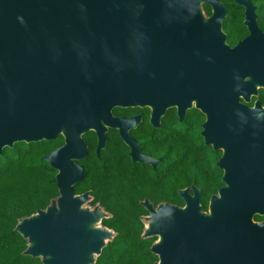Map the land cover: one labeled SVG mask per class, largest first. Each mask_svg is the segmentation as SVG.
Segmentation results:
<instances>
[{
    "label": "water",
    "instance_id": "obj_1",
    "mask_svg": "<svg viewBox=\"0 0 264 264\" xmlns=\"http://www.w3.org/2000/svg\"><path fill=\"white\" fill-rule=\"evenodd\" d=\"M233 3L246 8L245 23H255L252 0ZM226 14L220 0H0V156L17 143L64 141L43 158L57 172V198L15 226L27 241L23 255L94 264L114 238L97 227L108 217L100 206L83 208L90 192H74L85 177L78 162L88 155V132L97 158L116 129L132 163L153 164L129 135L141 116L114 117V109L148 105L158 127L169 107L182 117L192 106L206 114L235 103L234 86L222 81L236 84L241 63L264 71V36L231 48L221 30ZM209 79L218 84L208 87ZM233 192L210 214L194 185L178 191L182 207L141 203L148 213L142 238H156L154 264H264V224L242 213L236 201L244 196Z\"/></svg>",
    "mask_w": 264,
    "mask_h": 264
},
{
    "label": "flooded vegetation",
    "instance_id": "obj_2",
    "mask_svg": "<svg viewBox=\"0 0 264 264\" xmlns=\"http://www.w3.org/2000/svg\"><path fill=\"white\" fill-rule=\"evenodd\" d=\"M204 5L203 13L209 17L212 8L203 7ZM234 5L231 8L225 7L227 14L222 21L221 30L226 37V44L233 48L251 35L254 43L261 40L264 36V22L260 20L257 6L253 4L256 7L255 23L247 24L246 8ZM242 54V58H245V53ZM260 74L264 75V71L261 72L254 63H241L236 84L222 81L224 89L234 86L231 97L235 99V103L229 102L224 108L208 110L206 114L192 106L182 117L176 106L169 107L159 117L158 127L150 123L151 108L148 105L114 109V117L141 116L137 126L129 129V135L138 145L140 158L153 160V164L132 163L131 149L121 139L119 131L109 129L107 135L111 132L112 137L121 143L124 158L131 165L128 164V167L138 170L135 174L138 179L142 178L144 173L146 177L143 179L147 178L152 186L175 189V193L178 194L179 190L192 185L198 188L194 174L196 168L202 167L206 205L204 212L210 214L211 204L219 203L233 190L236 192L232 194L244 196L236 201L242 213L249 217L252 223L264 224V76ZM216 84L218 81L208 80V87ZM168 144L172 145L173 149H168ZM96 146L97 139L94 154ZM197 158L200 161L197 162ZM84 160L78 162L83 168ZM185 167L188 168L186 170L188 175L180 178L178 172ZM180 183L188 185L180 189L178 188ZM89 192L92 201L91 191ZM189 193L192 194L191 191ZM145 200L154 206L148 198L140 200L139 204ZM161 203L171 204L162 201L158 205Z\"/></svg>",
    "mask_w": 264,
    "mask_h": 264
},
{
    "label": "trees",
    "instance_id": "obj_3",
    "mask_svg": "<svg viewBox=\"0 0 264 264\" xmlns=\"http://www.w3.org/2000/svg\"><path fill=\"white\" fill-rule=\"evenodd\" d=\"M220 1L226 8L235 6L233 0ZM253 4L264 22V0H253ZM83 138L88 145L89 155L82 162L85 177L74 186V192L80 195L91 191L93 200L90 205L100 206L108 215L101 221V226L115 234L94 264H154L157 257L150 252V247L156 238H142L145 228L143 218L148 213L139 201L148 198L154 206L162 201L183 206L182 199L175 189L152 186L147 178L143 179L146 177L144 173L138 179L135 175L138 170L128 167L122 145L112 137L111 132L107 135L108 144L101 152L100 159L94 154L95 134L88 132ZM63 143L62 137L54 141L17 143L11 149L5 148L0 156V264H41L40 259L23 255L27 241L14 229L20 219L46 209L51 200L57 198V172L43 158ZM168 149H173V146L168 144ZM187 169H180L178 176L182 178L188 175ZM194 175L204 211L202 167L196 168ZM187 185L180 183L178 188Z\"/></svg>",
    "mask_w": 264,
    "mask_h": 264
},
{
    "label": "rangeland",
    "instance_id": "obj_4",
    "mask_svg": "<svg viewBox=\"0 0 264 264\" xmlns=\"http://www.w3.org/2000/svg\"><path fill=\"white\" fill-rule=\"evenodd\" d=\"M97 206H98V205H97ZM83 208H89V209L92 210L94 207H92V206L88 203V204H85V205L83 206ZM101 209H102V208H101ZM102 210H103V209H102ZM145 218H146V217L143 218V221L145 222V226H146V225H147V222L145 221ZM97 227H102V226H101V224H98ZM102 228H103V227H102ZM95 259H96V257H95Z\"/></svg>",
    "mask_w": 264,
    "mask_h": 264
}]
</instances>
